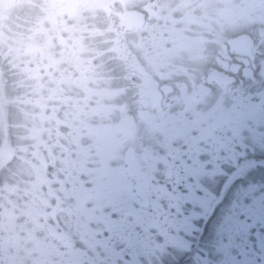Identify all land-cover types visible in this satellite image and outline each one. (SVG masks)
Instances as JSON below:
<instances>
[{
  "label": "flooded vegetation",
  "instance_id": "1",
  "mask_svg": "<svg viewBox=\"0 0 264 264\" xmlns=\"http://www.w3.org/2000/svg\"><path fill=\"white\" fill-rule=\"evenodd\" d=\"M48 8L0 0V264H264V0Z\"/></svg>",
  "mask_w": 264,
  "mask_h": 264
},
{
  "label": "clouds",
  "instance_id": "2",
  "mask_svg": "<svg viewBox=\"0 0 264 264\" xmlns=\"http://www.w3.org/2000/svg\"><path fill=\"white\" fill-rule=\"evenodd\" d=\"M75 2L76 0H45V3L49 5L48 14L54 28L56 16L61 15L63 12H69L71 14ZM3 26V22H0V27ZM20 27L25 28V32L16 34V36L19 38L18 44L20 45V48H17V54L27 55L30 59L35 60L36 54L38 52L41 53V55L44 54L48 45L51 44L52 36L48 34L47 29L42 28L39 22H25V24L20 25ZM64 30L67 31L68 35L66 37L60 38V42L67 46L69 55L73 54V45L77 46L78 51L86 50L82 43L83 36L80 35L82 29L73 26ZM41 33H43L42 36ZM54 34L59 37V29H56ZM96 34L97 33L95 32L89 33L90 36ZM38 41H42V43H39ZM68 41H71L72 43L68 44ZM21 48L22 51L20 50ZM26 70L27 61H25V68L21 69V71ZM32 72L35 74V69H33Z\"/></svg>",
  "mask_w": 264,
  "mask_h": 264
}]
</instances>
